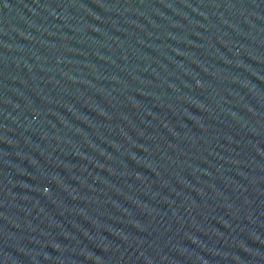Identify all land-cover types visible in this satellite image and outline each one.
<instances>
[{
	"label": "water",
	"instance_id": "95a60500",
	"mask_svg": "<svg viewBox=\"0 0 264 264\" xmlns=\"http://www.w3.org/2000/svg\"><path fill=\"white\" fill-rule=\"evenodd\" d=\"M0 264H264V0H0Z\"/></svg>",
	"mask_w": 264,
	"mask_h": 264
}]
</instances>
